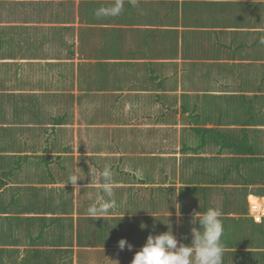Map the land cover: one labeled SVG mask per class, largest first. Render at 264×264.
<instances>
[{
  "label": "crops",
  "instance_id": "obj_1",
  "mask_svg": "<svg viewBox=\"0 0 264 264\" xmlns=\"http://www.w3.org/2000/svg\"><path fill=\"white\" fill-rule=\"evenodd\" d=\"M0 26V133L21 139L0 136V264H131L169 227L190 244L213 201L223 264H264V220L232 207L264 182L242 146H264V0H0ZM105 165L117 204L94 219Z\"/></svg>",
  "mask_w": 264,
  "mask_h": 264
},
{
  "label": "clouds",
  "instance_id": "obj_2",
  "mask_svg": "<svg viewBox=\"0 0 264 264\" xmlns=\"http://www.w3.org/2000/svg\"><path fill=\"white\" fill-rule=\"evenodd\" d=\"M97 14L106 13L101 10ZM260 43L264 44V37L261 38ZM101 177L103 182L100 185V190L104 196L87 209L88 214L94 219L99 217L107 219L100 213L109 212L117 204L114 196L113 174L109 165L103 167ZM83 178L75 173L69 177L67 183L71 182L76 186L77 182ZM177 215H180L179 211H177ZM221 217L220 209L215 206L207 208L203 213L193 210L190 244L180 242L172 228L170 230L169 227L168 231L163 233L149 234L146 243L136 251L131 264H223L224 249L221 237L224 229ZM141 227L145 228L147 225L141 224ZM118 244L121 250L126 245L129 249L133 247L126 238L120 239Z\"/></svg>",
  "mask_w": 264,
  "mask_h": 264
},
{
  "label": "rangeland",
  "instance_id": "obj_3",
  "mask_svg": "<svg viewBox=\"0 0 264 264\" xmlns=\"http://www.w3.org/2000/svg\"><path fill=\"white\" fill-rule=\"evenodd\" d=\"M9 13H12V11H10ZM3 26H0V28H2ZM9 46V45H8ZM14 50V45L13 46H9L8 48L5 49V53H12ZM143 74H144V77L147 78L148 76V73L147 71H142ZM68 97V101L71 102V99H72V96L71 95H66ZM85 95H81L80 96V101H82L83 99H85ZM15 130V129H14ZM11 130L10 129H4L1 133H0V136H4V138L8 139V140H11V141H18V140H21L19 137H16L12 132H10ZM109 139V138H108ZM108 139H106V141H108ZM4 140V139H3ZM105 140L101 139V140H98V141H95L92 143V145L94 146H98L100 144H103L106 142ZM251 141H249L248 143L244 142L242 144L243 147L248 146L250 148H252L253 151H255V153H264V146L262 144H260L259 142H254V143H250ZM126 145L127 142H125L124 140H121L119 142H117V145ZM214 150V149H213ZM207 156V160L208 161H211L213 160L214 158V153H211V151L209 152ZM0 157H2V155H0ZM202 158V157H199V159ZM65 160V159H63ZM186 161H189L190 158L186 157L185 159ZM66 162V160H65ZM255 162V168L257 169V171L259 172V174L261 176H264V158H256L254 160ZM183 163V162H182ZM200 166H201V169L199 171H203L205 168H203V162H200ZM2 167H0V170H3L1 169ZM237 168V167H236ZM214 169V168H213ZM54 169L52 168V174L55 172V170L53 171ZM102 171V170H101ZM216 171V170H215ZM214 172V171H213ZM248 174H250V172H248ZM56 175H58L57 171H56ZM66 175H67V178H69L71 175H73V164H72V160L68 159V164H67V171H66ZM199 175V174H198ZM213 176H216V172L212 174V177ZM52 178V177H51ZM258 178H259V175H258ZM253 183H261L263 186H264V182L259 180V181H256V182H253ZM262 185H258V186H262ZM253 187L251 188L250 190L252 191V193H248V192H245L246 190H244V194L241 198V201H237L235 205H233V210L237 213H241L243 214V217H246V214H250L251 215V209H250V202L252 203H258V200L260 199L262 202L264 201V187ZM43 187H46V186H43ZM232 189H236L234 186L232 187ZM188 190H195L194 193L197 194L198 196V202H197V206H195L197 209L199 208H202V209H205L204 207V198L203 196L206 194V192L209 191V189L207 188H202V187H198V188H195V187H190ZM201 197L203 198V202L201 200ZM100 198V197H99ZM10 202H3V204L5 205H8ZM214 205H220L218 208L219 209H222L221 206H223L221 203L217 202V201H213L212 202ZM72 204H73V201H72V194H71V191H69V201H68V208H71L72 207ZM227 204H232V203H227ZM191 206V203H186L185 204V207L183 208H190ZM74 207V205H73ZM244 211V212H243ZM230 212V211H229ZM264 220V217L262 218V221L260 222H257V221H254L256 223H262ZM173 226H175V223L173 224ZM233 226V225H232ZM239 223H237V221H235L234 223V228L235 230L236 229H239ZM247 228V227H246ZM246 231V230H245ZM252 232V231H251ZM251 232L249 233V235L247 236L248 240L251 239ZM1 236H4L5 237V234L4 233H1L0 234ZM244 233H241L237 236H243Z\"/></svg>",
  "mask_w": 264,
  "mask_h": 264
},
{
  "label": "built area",
  "instance_id": "obj_4",
  "mask_svg": "<svg viewBox=\"0 0 264 264\" xmlns=\"http://www.w3.org/2000/svg\"><path fill=\"white\" fill-rule=\"evenodd\" d=\"M251 216L254 221L260 222L264 217V201L262 202L260 199L258 203L250 202Z\"/></svg>",
  "mask_w": 264,
  "mask_h": 264
},
{
  "label": "trees",
  "instance_id": "obj_5",
  "mask_svg": "<svg viewBox=\"0 0 264 264\" xmlns=\"http://www.w3.org/2000/svg\"><path fill=\"white\" fill-rule=\"evenodd\" d=\"M0 43H1V37H0ZM256 158H253L252 160H255ZM2 184H3V181L0 179V187L2 186ZM252 217V216H251ZM252 219H253V217H252Z\"/></svg>",
  "mask_w": 264,
  "mask_h": 264
}]
</instances>
